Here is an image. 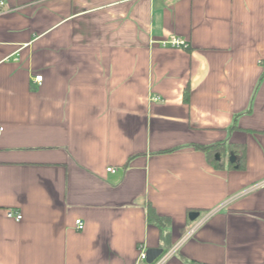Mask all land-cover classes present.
Instances as JSON below:
<instances>
[{"label":"crops","instance_id":"0c3cea01","mask_svg":"<svg viewBox=\"0 0 264 264\" xmlns=\"http://www.w3.org/2000/svg\"><path fill=\"white\" fill-rule=\"evenodd\" d=\"M0 125V264H264V0H6Z\"/></svg>","mask_w":264,"mask_h":264},{"label":"built area","instance_id":"2783aa9c","mask_svg":"<svg viewBox=\"0 0 264 264\" xmlns=\"http://www.w3.org/2000/svg\"><path fill=\"white\" fill-rule=\"evenodd\" d=\"M5 2H6V0H0V12L4 11ZM163 46H169V47L179 48V49H185L188 47L187 44L183 40H181L180 38H176V37L171 38L168 42H164ZM35 81L37 83H41L42 76H36ZM153 100L158 101L159 98L154 97ZM3 132H4V127L2 125H0V136L2 135ZM107 171L110 173H116V169L113 167L108 168ZM6 216L8 218L14 219L16 221H21L23 218L22 213H20L19 211L15 210V209H7L6 210ZM205 219L206 218H204L200 223H202ZM75 224H76V229L78 231H81L84 229V222L81 219L76 220ZM139 261L143 262V263H147L145 250L140 251ZM153 264H158V263H156V261H155Z\"/></svg>","mask_w":264,"mask_h":264},{"label":"trees","instance_id":"16d2710c","mask_svg":"<svg viewBox=\"0 0 264 264\" xmlns=\"http://www.w3.org/2000/svg\"><path fill=\"white\" fill-rule=\"evenodd\" d=\"M199 148L207 152L210 160L212 161V164H214L217 167L220 166L218 163H220L219 159H220V155L223 151L225 153L229 152L230 154H235V151H236V150H232L228 147H225L224 145L206 146V147H199ZM222 166H223V164H222ZM231 166L234 167V164H232ZM238 168H242L241 161L238 164ZM147 213H148V219L151 223H154L160 227H163L165 225V223L163 222L164 218H162L161 216H159L156 213L155 209L153 208V206L151 204L147 205Z\"/></svg>","mask_w":264,"mask_h":264},{"label":"water","instance_id":"95a60500","mask_svg":"<svg viewBox=\"0 0 264 264\" xmlns=\"http://www.w3.org/2000/svg\"><path fill=\"white\" fill-rule=\"evenodd\" d=\"M199 217V213L197 212H191L189 214L190 221H195ZM163 254V249H149L146 252V262L147 264H153L155 261H157L161 255Z\"/></svg>","mask_w":264,"mask_h":264}]
</instances>
